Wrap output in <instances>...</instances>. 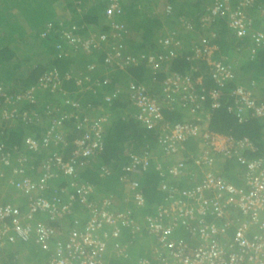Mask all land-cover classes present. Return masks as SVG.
Returning a JSON list of instances; mask_svg holds the SVG:
<instances>
[{"label": "built area", "instance_id": "built-area-1", "mask_svg": "<svg viewBox=\"0 0 264 264\" xmlns=\"http://www.w3.org/2000/svg\"><path fill=\"white\" fill-rule=\"evenodd\" d=\"M99 2L105 3L103 18L107 32L83 37L72 33L76 27L71 25L68 30L61 28L60 33L70 46L84 54L94 49L102 50L103 64L116 70L146 67L149 82L130 76L103 100L109 103L112 98L124 94L126 102L136 110L134 119L154 132L153 147L156 148L130 152L127 162L120 167L119 181L128 194L125 201L131 206L114 209L111 195L97 200L94 186L80 180L70 183L74 192H69L65 201L34 196L20 208L0 203V247L33 242L49 252L44 264H104L106 252L125 257L126 244L119 240L123 230L134 233L144 228L154 238L153 252L159 264H264V158L243 156L244 152L257 150L249 137L234 138L208 128L210 112L221 106L222 90L235 80L234 70L226 57H215V34L210 32L200 42L198 39L191 44L185 56L189 72L166 69L158 81L160 67L178 57L185 48L183 34L192 30L190 19L177 18L180 29L167 30L158 38V50L131 53L122 42L126 29L118 20L123 0ZM253 3L254 0H212L206 7V14L200 18L201 25L223 16L233 38L246 36L255 47H264V16L258 27L253 28V21L245 12ZM171 12L172 5L167 4L160 13L168 16ZM51 29V24H47L41 36ZM245 50H249L252 58L255 48L249 45L243 52ZM201 65L204 72L200 70ZM86 66L92 70L96 63ZM63 74L66 79L71 76L79 90L94 91L92 79L84 71L79 75ZM60 76L56 69H50L40 76L35 88L21 89L13 96L3 95L0 101L3 103L0 121L30 124L42 119L37 111L21 108L23 103H36L33 96L36 88L58 92L61 98L60 105L44 106L43 114L49 116V120L42 134L26 136L13 153L0 152V169H11L13 177L25 170L31 155L43 153L39 167L41 179L38 180L52 181L60 175L72 178L79 169L95 161L104 148V126L111 112L98 105L93 108L97 113L91 115L92 112L77 99L64 97ZM206 76L212 84L210 88L203 84ZM155 83L161 96L150 91V84ZM228 96L230 104L226 109L238 120L248 115L264 118V97L256 98L250 88L235 84ZM206 101L208 110L204 109ZM174 107L183 109L189 117L170 123L163 113ZM66 121H71L78 133L70 139L66 136ZM188 139L197 140L195 153L185 151L184 142ZM225 159L235 160L242 167V186L219 174L218 161ZM150 167L160 176L158 189L164 197L154 206L153 212L146 213L139 222L137 214L146 206V198L138 175ZM110 173L111 168L106 164L99 166L100 177ZM198 176L197 183L185 185ZM23 182L28 192L30 179L25 177ZM64 190L59 189L60 192ZM75 200L87 212L83 221L73 217ZM65 220L70 224L67 229L62 225ZM178 228L183 229L185 236ZM18 262L15 256L12 264ZM146 263V259H140L138 264Z\"/></svg>", "mask_w": 264, "mask_h": 264}, {"label": "trees", "instance_id": "trees-1", "mask_svg": "<svg viewBox=\"0 0 264 264\" xmlns=\"http://www.w3.org/2000/svg\"><path fill=\"white\" fill-rule=\"evenodd\" d=\"M56 0H2L0 1V7L2 10H6V13L0 12V89L2 95L0 101L3 99V95H14L29 87H36L40 76L46 73L50 69H56L60 73L61 88L65 92L64 97H70L77 99L87 111H91V115L97 113L93 110L94 107L102 105L106 111L111 112L110 120L104 126V148L95 161H92L89 166L84 169H79L76 174L71 178L60 175L52 181L38 180L40 178V164L43 160V153L31 155L29 165L25 166V170L13 177L11 169H0L2 175L0 180L3 181L4 187L8 186L9 189H14L18 182L25 177L29 178L31 186L29 191L23 193L21 191L7 192L8 190L0 189V193H3V200L5 203H10L20 208L29 200L30 197L38 196L48 200L65 201L69 192H74L70 188V183L73 181H87L90 182L95 188V198L111 195L116 196L112 202L114 209H121L125 207L127 203H124L127 192H122L120 188H117L120 164L128 160L125 157L124 152L127 147L131 148V151L138 149H147L154 145V132L151 129L145 128L139 122H137L133 115L134 110L127 107L126 99L124 96H118L111 99L109 103L104 102V96L111 94L116 85L124 84L125 80L132 76L138 81L149 82V74L144 65L135 67H128L125 70H116L110 66L104 65V53L102 50L94 49L89 54L79 53L70 46L67 40L60 33L61 28L69 29V23L65 25V19L57 18L52 22V29L44 36H39L38 32L43 27L46 21H50L52 18V12L49 5ZM159 0H123L122 3V18L123 24L126 29L122 42L129 47L131 53L139 52H151L158 50L157 39L162 37L167 30L177 28L179 23H176V19L179 17H186L192 23V30L189 33L183 34L185 48L181 51L180 55L173 59L166 65H162L157 73L158 81L163 77L164 70H174L180 73L189 72V63L185 59L186 52L189 50L192 43L197 42L199 39H204L209 36L210 32L215 34L213 40L217 45V51L215 57L224 56L230 63L234 70L235 80L228 84L221 94V106L210 112L208 118V128L212 131L228 134L234 138L241 136L249 137L256 145L257 150L253 153L244 152V157H263L264 158V118H256L253 116H246L243 120H238L237 117L228 112L226 107L230 104V98L228 96L229 90L240 82L238 73L240 69L236 66L233 60L229 59V54H224L222 51L224 48H229L236 57V62L248 68V77L251 79L264 78V47H255L250 39L246 36L240 39H235L232 33L227 30L225 25V19L222 16L218 20L210 22L202 27L200 18L206 14V7L210 5L212 0H194L193 2L188 0L169 1L172 5V12L168 16L155 13L153 11L154 2ZM96 6L94 8L83 9L80 7L78 10H73L71 14L78 23L84 25L83 28L79 26L74 32L76 35H80L86 28L89 33H93L96 29L93 26L97 25L103 28V17L101 16L102 10L105 6L104 2L95 0ZM71 5V4H69ZM17 8L19 17L24 25H18L17 29L8 26V16L11 14L10 10ZM263 11H260V10ZM65 10H62V14L66 15ZM246 14L253 21V28L258 27L261 19L264 16V0H254L252 6L245 9ZM11 16V15H10ZM199 16V18H198ZM60 20L63 25L61 26ZM61 22V23H62ZM10 23V21H9ZM19 24V23H17ZM209 25V26H208ZM25 27V28H24ZM105 27V26H104ZM226 28V30H225ZM104 29V28H103ZM211 29V30H210ZM223 31V33L220 32ZM229 34H228V33ZM22 36V37H20ZM38 39V40H37ZM36 40L37 46H31V42ZM39 41V42H38ZM16 43V44H15ZM18 43L24 44L31 50L27 53L18 54L20 47ZM34 44V42H33ZM252 45L255 48L254 56L252 58L248 55L244 59L242 56L243 50L246 47ZM243 47V48H242ZM236 48H238L236 50ZM243 49V50H242ZM247 52V51H246ZM78 56V61L81 62L80 66H73L76 62L74 56ZM227 55V56H226ZM94 62L96 66L92 70H88L89 63ZM79 71H78V69ZM163 70V71H162ZM201 71H205L203 66H200ZM83 72L89 74L91 81V90H79V87L74 83L73 79H66L64 77L65 72ZM237 73V75H236ZM73 75V74H71ZM111 81L110 84H106L105 81ZM204 86L210 88L212 86L208 77H204ZM152 87L157 84H150ZM252 82V86H253ZM117 87V86H116ZM157 87V86H156ZM152 90V89H151ZM58 92H49L48 89L36 88L33 91V96L36 99V103H23L21 109L37 111V116L42 119L40 122L25 124L21 121H0V152L13 153L18 146L22 145V141L26 136L38 137L45 130L48 123L49 116L43 114L44 106H53L55 104H61V98L57 95ZM153 94L161 96V92L156 88ZM60 95V94H59ZM123 95V94H122ZM264 96H261V98ZM260 99V98H258ZM3 103H0L2 105ZM209 107L206 101L204 109ZM18 108V107H17ZM18 111L20 108L17 109ZM69 110V108H67ZM208 110V109H207ZM183 109L174 107L171 110H164L163 115L167 120L171 122L182 121L186 117L184 116ZM68 128L67 138L70 139L73 134L78 133L74 131V127L71 121L64 122ZM71 126L73 127L70 132ZM185 151L195 153L198 149L197 140L188 139L184 142ZM156 148V147H155ZM153 147V149H155ZM106 164L111 168L110 175L105 178L99 177L98 168L100 165ZM218 168L220 175L226 180L235 183L238 186H242V174L243 169L236 164L235 160H219ZM142 190L146 198V206L137 214L139 222H142V218L146 213H152L154 206L163 201L164 193L156 188L159 186V178L153 168L150 167L147 172L142 173ZM39 181L41 185H38ZM64 188V192H60L59 189ZM17 193L21 195V197ZM16 194V195H14ZM23 196V197H22ZM25 198V201L23 202ZM2 203V204H5ZM73 206L77 207V200L74 201ZM123 204V205H122ZM127 206H130L127 204ZM77 214L75 213L74 217ZM137 221V222H138ZM183 234V229L178 228ZM178 231V232H179ZM180 232V233H181ZM122 239L125 247V257L122 255H116L113 252H106L103 257L104 264H138L140 259H146V264H159L155 259V253L153 247L155 241L153 236L147 233L146 229L140 228L138 231L132 233L127 230L122 231ZM149 243V245H148ZM31 246L23 251V247ZM21 251H13L9 254L10 247H0V264H12L13 258L17 256L19 263L24 261L23 257L28 259H36L35 264H44L48 259L49 252H45L33 242L23 244ZM38 249V251L36 250ZM28 252V253H27ZM40 253L41 256L35 254ZM26 254V255H25ZM26 264V262H25Z\"/></svg>", "mask_w": 264, "mask_h": 264}, {"label": "crops", "instance_id": "crops-1", "mask_svg": "<svg viewBox=\"0 0 264 264\" xmlns=\"http://www.w3.org/2000/svg\"><path fill=\"white\" fill-rule=\"evenodd\" d=\"M0 1H2V0H0ZM169 1H172V2H174V1H180V0H159V1H157V2H154V5H153V11L155 12V13H159V14H161L160 12H161V9H163V7L165 6V5H167V4H170L171 5V2H169ZM188 1H191V2H193L194 0H188ZM62 2L65 4V6H66V8H63L62 7ZM69 4H71V5H69ZM97 4H96V2H95V0H56V1H53L52 3H51V5H49V8H50V11L52 12V18H50V21L48 20V21H46L45 23H44V25H47V24H51V26H52V22L54 21V20H56L57 18H59V19H65V25L66 24H68L69 23V25L71 26H75L76 27V29L79 27V26H81V28H83L84 27V25H82L81 23H78L77 21L78 20H75L74 18H73V15L74 14H71V12L75 9V10H78L80 7H82L83 9H89V8H94V7H98V6H96ZM60 6H61V12L59 13V14H57V16L55 15V13H54V11L55 10H57V9H60ZM16 9L17 8H12L11 10H10V12H11V16L9 15L8 16V26H10L11 24L13 25L15 22H19V20L20 19H17L18 17H19V14H20V12L18 13V11H16ZM62 10H65L66 12V15H63L62 14ZM0 12L1 13H6L7 11L6 10H2V7H0ZM20 16H21V14H20ZM101 16L103 17V10H102V14H101ZM22 17V16H21ZM198 18H199V16H198ZM189 19H191L190 17H189ZM118 20H120V21H122L123 22V18H122V13H121V15L118 17ZM9 21H10V23H9ZM62 22V20H60V25L61 26H64L63 25V22ZM103 25L105 26H103V28L102 27H98L94 32H93V35H95V36H99V35H101L102 33H105V32H107L108 31V26L107 25H105V19L103 18ZM225 30H226V28H225ZM88 32V30L85 28L84 29V31L82 32L84 35H86V33ZM220 32L221 33H223V31H221L220 30ZM228 33V32H227ZM229 34V33H228ZM230 48V47H229ZM229 48L227 47V48H224V46H223V49L222 50H224V51H222L224 54H229V56H228V58L229 59H231V60H233L234 61V63H236V66L240 69V71H239V73H238V78H239V80H240V82H237V84H240V85H243V86H245V87H247V88H250L251 90H252V94L256 97V98H261V96H264V78L263 77H261V78H255V79H251V77L249 78L248 76V72H250V70H248V68H246V67H244V71H246V72H244V73H242V69H243V65H241V63H238V62H236V57H235V55L232 53V51L230 50L229 51ZM247 50H245L244 52H243V54H242V56L241 57H243L244 59L242 60V62L244 63V60H245V57L248 55V52H246ZM227 56V55H226ZM236 75H237V73H236ZM252 82H253V86H252ZM156 88L157 87H152V85H150V91H152V92H154V90L156 91ZM152 89V90H151ZM84 91H87V89H83ZM121 96H124V94L123 95H121ZM124 98H125V96H124ZM125 103H126V105H127V107L128 108H130V109H132V110H134V111H136L135 110V108L134 107H132V106H130L126 101H124ZM184 116L186 117V118H188V115L187 114H185L184 113ZM185 118V119H186ZM184 119V120H185ZM131 148L129 147H127V149L125 150V152H124V155H125V157H128V154L130 153V152H138V151H140L141 149H138V150H134V151H131L130 150ZM127 161H125V162H121V164H120V167L124 164V163H126ZM104 165V164H103ZM154 171V170H153ZM100 177V176H99ZM138 177L139 178H141V181H142V176H140V175H138ZM102 178H105V177H102ZM119 179V178H118ZM198 179H199V176L198 177H196V179H194L193 181H188V182H186L185 183V185L187 186L189 183L191 184V183H193V184H195V183H197L196 181H198ZM182 185H184V183L182 182ZM0 188H6V190H8L10 187H8V186H6V187H4V183H3V181L2 180H0ZM117 188H120V190H122V192L124 191V192H126V190L122 187V184L120 183V181H118V185H117ZM10 191H14V192H16L14 189H9ZM156 190L158 191V187L156 188ZM17 195H19L20 197H21V195L20 194H18L17 193ZM23 197V196H22ZM114 198L116 197V196H113ZM25 201V198H24V200H23V202ZM123 202L124 203H127V204H129L130 205V203L128 202V201H125V200H123ZM0 203H5L4 202V200H3V193L1 194L0 193ZM9 203V202H8ZM127 204L125 205V206H127ZM123 205V204H122ZM131 206V205H130ZM73 212H74V215H75V213L77 214V216L76 217H78L81 221H83L84 219H86V217H87V212L83 209V208H81L80 206H77V207H75V206H73ZM62 225H63V228L64 229H67V228H69V226H70V224L68 223V220H65V221H63V223H62ZM122 235V234H121ZM120 235V237H119V240L121 241V239H122V236ZM183 236H185L184 234H183ZM122 243H123V241H121ZM148 245H149V243H148ZM21 246H23V245H21V244H17V245H11V246H9L10 247V251H9V254H12V252L13 251H21ZM28 247H31V246H26V247H23V251L24 250H28V249H26V248H28ZM37 251H38V249H36ZM39 252V251H38ZM38 252H35V254H37V255H39V256H41V252L40 253H38ZM28 253V252H27ZM26 255V254H25ZM28 257V256H27ZM27 257H23L24 258V261H22L21 263H16V264H25V262L28 264V261L30 260V259H28Z\"/></svg>", "mask_w": 264, "mask_h": 264}, {"label": "rangeland", "instance_id": "rangeland-1", "mask_svg": "<svg viewBox=\"0 0 264 264\" xmlns=\"http://www.w3.org/2000/svg\"><path fill=\"white\" fill-rule=\"evenodd\" d=\"M62 7L63 8H66V6H65V4L62 2ZM61 12V6H60V9H57V10H55L54 11V13H55V15L57 16V14H59ZM159 14V13H158ZM17 23H19V24H17ZM25 23H22V25H24ZM18 25H20V26H22L21 25V20H19V22H15L13 25L11 24L10 25V27H13L14 29H17L18 27ZM24 26H26V25H24ZM25 28V27H24ZM178 29H180V27H179V25H178V27H177ZM45 29H46V25H43V27L39 30V32H38V35L39 36H41L43 33H44V31H45ZM20 37H22V36H20ZM38 40V39H37ZM33 42H34V44H33ZM33 42H31V46L33 47V46H37V42H36V40H33ZM39 42V41H38ZM16 44V43H15ZM18 47H20V50H22V51H20L18 54L20 55L21 53H27V50L28 51H30L31 49L30 48H28L29 47V45H28V47L27 46H25L24 44L22 45V44H20V43H18ZM127 50L128 51H132V50H129V47L127 48ZM81 52V51H80ZM248 53H249V50H248ZM253 56H254V54H252ZM74 60H75V64L73 65V66H80V63L81 62H77L78 61V56L77 55H75L74 57ZM77 68V67H76ZM78 69V68H77ZM78 71H79V69H78ZM78 71L77 72H73L72 74H74V75H79V73H78ZM126 81V80H125ZM110 82L111 81H109V80H107L106 81V84H110ZM125 83V82H124ZM188 117H189V115H188ZM220 172V171H219ZM29 179V178H28ZM30 182H32L31 180H30ZM239 185V184H238ZM15 188V191H21V192H23V193H26V191H25V183L23 182V180H21L20 182H18L17 184H16V186L14 187ZM0 189H3V190H5L6 191V188H0ZM7 192H11L10 190H8ZM13 192V191H12ZM11 192V193H12ZM14 195H16V194H14ZM18 196V195H17ZM36 263V259H30L29 261H28V264H35ZM27 264V263H26Z\"/></svg>", "mask_w": 264, "mask_h": 264}, {"label": "clouds", "instance_id": "clouds-1", "mask_svg": "<svg viewBox=\"0 0 264 264\" xmlns=\"http://www.w3.org/2000/svg\"><path fill=\"white\" fill-rule=\"evenodd\" d=\"M98 27H99V26H97V25L93 26L94 29H97ZM89 34H93V33H92V32H91V33L87 32L86 35H84L83 33H80V35L83 36V37H84V36H87V35H89ZM78 52H79V53H83V52H80V51H78ZM92 52H93V51H92ZM70 73H72V72H70ZM84 210H85V209H84ZM73 217H74V214H73ZM77 218H78V217H77Z\"/></svg>", "mask_w": 264, "mask_h": 264}]
</instances>
